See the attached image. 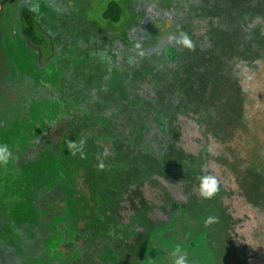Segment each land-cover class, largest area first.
Listing matches in <instances>:
<instances>
[{"label":"rangeland","instance_id":"rangeland-1","mask_svg":"<svg viewBox=\"0 0 264 264\" xmlns=\"http://www.w3.org/2000/svg\"><path fill=\"white\" fill-rule=\"evenodd\" d=\"M8 1L0 0V145L13 155L0 165V236L16 230L27 236L20 247L5 240L10 251L0 240V264H172L177 247L188 264H235L237 220L225 170L263 206L264 181L244 169L239 142L234 147L215 138L184 109L168 116L167 132L157 129L164 90L178 71L170 59L177 54L171 38L179 21L168 10L185 0H18L9 19ZM226 1L198 4L218 13L225 33L239 31L264 56V0H231L228 12ZM111 2L121 10L117 24L102 17ZM24 10L30 11L36 43L25 35ZM147 12L153 15L148 21ZM142 21L132 45L138 64L120 63L116 71L108 46ZM158 67L170 70L154 74ZM154 80L162 89L157 96ZM56 122L60 135L71 132L77 146L85 138V159L50 139ZM149 151L154 156H146ZM215 169L220 190L202 199L199 178ZM86 182L122 194L100 196V209H106L93 225L74 188ZM209 216L218 222L206 227ZM100 219L106 228L95 227ZM117 221L123 229L107 236L108 224Z\"/></svg>","mask_w":264,"mask_h":264},{"label":"trees","instance_id":"trees-1","mask_svg":"<svg viewBox=\"0 0 264 264\" xmlns=\"http://www.w3.org/2000/svg\"><path fill=\"white\" fill-rule=\"evenodd\" d=\"M17 1L9 0L5 4L4 7L10 6L7 12L8 19L14 13L12 4ZM198 1L177 2L174 8L171 7L168 10L171 18L175 17L179 21L176 36L181 32L187 33L195 44V50L189 51L174 40L177 54H174V57L170 59V63L177 62L178 71L176 79L168 82L167 89L164 90L165 102L158 109L160 113L157 115L159 120L157 129L159 133L167 132L169 128L168 116L184 109L195 116L198 124L207 125L205 132L211 131L215 138L219 136L221 139L228 140L234 147L239 142L237 150H239V157L244 169L253 174L252 176L260 177L264 181V56L258 54L256 47L255 50H252L254 46L243 40L239 31L225 33L218 13L211 12L206 5L198 4ZM231 3V0L226 1L225 11H229L227 8L231 6ZM30 15V11L24 10L23 16L27 24L24 32L32 43H36ZM120 15V7L111 2L107 5L102 17L106 21L117 24L120 21ZM151 15L150 12L149 14L147 12L144 16L145 20H151L153 16ZM6 24L9 25L11 22H6ZM142 27H144V21L130 34L120 35L112 42L111 46H108L107 50L110 51V55L115 54L116 57V71H119L120 63L127 62L132 67L138 64V59L133 57L132 45L134 35L140 33ZM196 35L198 36L196 37ZM247 54L248 57L245 58L244 56ZM250 64L256 66L258 64V66L251 70ZM167 69L170 70V67H164V70L163 67H158L153 70V73H161L162 70L166 72ZM232 73L235 75L233 78ZM254 80L257 83H254ZM158 82L156 80L151 82V88H155L156 96L162 92L160 85H157ZM255 85H258L257 89L254 88ZM91 114L92 112H89V115ZM60 126L59 122L51 126L55 135H52L50 139L58 144L69 145L68 142H71V138L68 134L71 132L67 133L66 138H63L60 135ZM98 144L97 141V147H99ZM96 151L99 153V148ZM152 153L149 151L145 154L152 156ZM20 161L21 167L23 159L20 158ZM62 167L64 171L66 169L68 171L66 166L62 165ZM89 168L92 169L93 174H96L97 171L93 165ZM225 171L228 175L226 184L232 195L237 220L235 228L232 229L235 234L232 232V244L239 257L235 264H264V206L248 199L243 186L235 182L230 171ZM219 174V171L215 169L214 175L218 180ZM96 187H92L90 182L76 184L74 187L76 197H80L82 204H86L82 211L84 218L91 225L93 222L95 223V218L99 214H103L106 209L105 207L100 209V196L113 199H119L122 196L120 192L114 191L112 186L106 187L101 182ZM96 193L99 194V197L95 196ZM105 222L100 219L95 227L104 229L107 226ZM120 225L119 221L109 223L108 231H106L107 236L116 235L115 230L123 229V226ZM81 226V230H84L80 232L81 236L86 239L88 236L85 231L88 230L85 225ZM26 236L22 230H16L9 233L7 237L5 234L0 236V240H3L2 242L10 251L5 240L13 241L14 246L20 247L26 245ZM6 257L7 255L3 258ZM21 258L19 256V261Z\"/></svg>","mask_w":264,"mask_h":264},{"label":"clouds","instance_id":"clouds-1","mask_svg":"<svg viewBox=\"0 0 264 264\" xmlns=\"http://www.w3.org/2000/svg\"><path fill=\"white\" fill-rule=\"evenodd\" d=\"M171 39H174L175 42L182 46L183 48L194 51L195 50V44L191 37L185 33L181 32L178 36L172 37ZM83 146L84 141L80 142V145L77 146L74 142H69V149H75V151L72 152L73 155H76L77 153L80 154L81 159L86 158V154L83 152ZM12 152L9 150L7 145H0V165H7L9 160L12 158ZM105 156L108 155L107 152L104 153ZM99 167L102 169L104 167V164H99ZM220 190V182L217 179L215 175L208 174L203 175L199 178V189H198V195L205 200H210L215 197V195ZM218 222V218L214 216H209L207 219H205L204 224L205 226H210L214 223ZM172 264H188L187 259V253L183 252L179 247H177L172 252Z\"/></svg>","mask_w":264,"mask_h":264}]
</instances>
